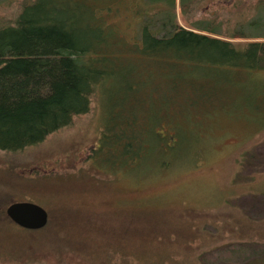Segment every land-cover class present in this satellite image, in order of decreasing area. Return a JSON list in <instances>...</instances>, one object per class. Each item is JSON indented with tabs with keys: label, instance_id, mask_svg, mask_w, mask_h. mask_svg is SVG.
<instances>
[{
	"label": "trees",
	"instance_id": "trees-1",
	"mask_svg": "<svg viewBox=\"0 0 264 264\" xmlns=\"http://www.w3.org/2000/svg\"><path fill=\"white\" fill-rule=\"evenodd\" d=\"M111 1L20 0L11 20L0 18V152L40 144L86 114L100 92L93 160L114 173L137 169L153 156L163 157L159 169L166 172V155L190 131L200 136L199 120L213 113L249 126L248 136L264 133V0H179L183 16L206 15L192 22L196 31L176 23L174 0H132L131 13L141 20L130 38L108 23ZM222 7L229 8L219 19ZM112 85L117 88L109 93ZM248 151L239 156L241 169L256 159ZM7 200L0 201L3 228L14 227L4 215ZM208 217L188 210L170 221L157 215L141 231V256L150 257L132 261L264 264V250L252 248L264 245V220L250 218L231 201ZM206 224L214 233L200 227ZM51 228L23 230L28 241L21 243L46 239ZM74 238L76 249L87 246L81 235ZM99 242L92 254L107 258L97 247L109 241Z\"/></svg>",
	"mask_w": 264,
	"mask_h": 264
},
{
	"label": "rangeland",
	"instance_id": "rangeland-1",
	"mask_svg": "<svg viewBox=\"0 0 264 264\" xmlns=\"http://www.w3.org/2000/svg\"><path fill=\"white\" fill-rule=\"evenodd\" d=\"M19 1L0 0V18L11 20ZM131 1L112 0L108 19L127 38L134 36L132 28L141 20L132 15ZM222 8L219 19L225 18L229 7ZM173 13L176 23L191 31H196L192 22L206 17L201 11L183 16L179 0H174ZM116 88L112 85L109 93ZM101 99V92L94 95L86 114L74 117L70 125L49 134L40 144L0 152V201L8 195L6 205L24 201L39 205L47 213L46 227H52L51 236H34L36 241L32 239L26 246L21 243L28 241L22 229L0 226V264H135L132 260L150 257L141 256V231L157 215L164 213L170 221L188 210L206 212L208 217L225 201L252 219L264 220V133L248 136L249 126L213 113L199 120L196 131L200 136L190 131L187 141L179 140L166 155V172L159 169L163 157L153 156L137 169L114 173L93 160L101 132ZM248 150L256 159L241 169L239 156ZM164 226L171 229L169 223ZM200 227L214 233L210 224ZM75 235H81L87 246L76 249ZM101 239L109 241L107 247H97L107 258L92 254L91 246L94 242L100 245ZM252 248L264 250V245Z\"/></svg>",
	"mask_w": 264,
	"mask_h": 264
},
{
	"label": "water",
	"instance_id": "water-1",
	"mask_svg": "<svg viewBox=\"0 0 264 264\" xmlns=\"http://www.w3.org/2000/svg\"><path fill=\"white\" fill-rule=\"evenodd\" d=\"M5 217L17 228L37 231L44 228L48 217L46 211L31 202H13L4 210Z\"/></svg>",
	"mask_w": 264,
	"mask_h": 264
}]
</instances>
